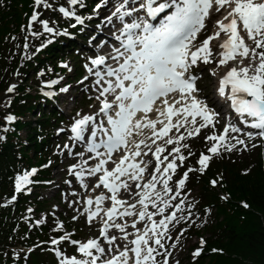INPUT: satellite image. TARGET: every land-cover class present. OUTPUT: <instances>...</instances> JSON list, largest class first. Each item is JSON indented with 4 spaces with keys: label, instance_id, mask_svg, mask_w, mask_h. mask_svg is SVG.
<instances>
[{
    "label": "snow or ice",
    "instance_id": "6c2138e0",
    "mask_svg": "<svg viewBox=\"0 0 264 264\" xmlns=\"http://www.w3.org/2000/svg\"><path fill=\"white\" fill-rule=\"evenodd\" d=\"M69 5H77L78 0H67ZM135 3L136 0H123L122 3H118L115 7V11L106 19L111 23L112 18L116 17L123 27L119 30L120 36H116L117 40H120L121 47L124 49L122 52L120 47H115L114 51L116 55L110 58L117 62V67H112L106 63V57L97 55L95 58H90V64L92 67H85L88 72L96 77L95 84L99 87L96 89L98 95L97 100H100V108L94 115H85L80 119L74 121L70 131L73 133L71 139L83 140L86 127L91 129V136L88 139L86 151L95 153L97 157L107 155L109 159L112 153L121 146L127 145V137L132 134L134 129L141 128L140 121H136L133 125V118L137 112H144L147 114L152 111V105L161 97H165L163 100L164 110L160 113L166 115L168 123L164 121H158L163 124V127L158 131L155 129L157 121H148L143 127H152L153 135L158 138L166 136L172 128H175L179 132L180 128L185 127L186 123H189L188 117H191L190 123L193 126V130L188 131V136L199 135L202 128L209 125L214 126L215 118L219 113L211 110L202 100L197 99L193 93L199 91L196 87L197 77L194 75L185 74L189 69L197 65L198 61L203 64H209L212 62L210 59L213 57L214 50L210 47V42L217 39L221 33L227 35V40L219 45L223 49V52L219 53L222 57L218 66L226 65L228 61L235 60L239 56L240 63L236 67L230 68L223 78L220 80L218 93L220 96L225 97L227 101H230L231 109L240 117V123L247 128L259 130L258 135L264 138V51L257 52V49H264V0H165L163 3H157V0H145V3L140 5V8L146 9L147 15L155 19L158 14L165 12L166 9H171V14L167 15L164 21L159 26H153L147 21L141 19V22H137L133 19L132 23H126L125 17L131 16L133 12L139 11L137 8H130L124 10L129 3ZM107 3V0H105ZM36 6L43 5L45 8L52 7L47 3V0H34ZM213 4L216 5V11L221 9L230 8L224 16V20L229 22L225 24L223 21H216V26L219 31L214 35H210L203 40L199 47L195 50H191L190 46L193 41L196 40L197 33L205 28V20L210 17V9ZM153 5H156L155 7ZM100 4L96 5L99 9ZM64 17H72L73 12L66 10L64 7L58 9ZM39 14L33 12L29 19V28L33 22L38 21ZM231 18V19H229ZM44 32L53 33L54 29L49 27L48 21L40 20ZM76 23L82 24L83 20L76 17ZM242 26L243 30L247 32V37L255 43V48H249L245 43L243 37L239 32V27ZM140 29V32L135 30ZM64 34V33H57ZM32 35L39 36L41 33H32ZM125 36L126 39L121 40L120 37ZM27 47V44L25 45ZM39 51V49H37ZM251 57L253 61L259 59V63L249 64L248 66L241 67L244 59ZM123 58V62L120 59ZM88 77H85L87 79ZM127 82V83H126ZM52 83H58L53 81ZM106 85V86H105ZM50 86V85H49ZM230 86L229 94H225L226 87ZM15 85L9 87L8 91H13ZM61 91H67V89H61ZM179 93L178 97H172L171 102L167 99L169 94ZM45 95H51L45 93ZM113 95L114 99L109 101L108 96ZM104 97V99H100ZM127 102V103H126ZM180 105V107H177ZM118 109V110H117ZM115 111V118L111 114ZM106 118V124L104 119H100L97 122V118ZM79 116L80 114L77 113ZM180 117L175 123L172 122V117ZM197 117H199L202 123L197 126ZM14 117L8 116L6 120L11 122ZM6 130V129H5ZM242 129L235 124L229 122L224 126L223 132L219 135H210L206 137V140L214 141L213 145L208 149L213 155L218 154L220 146L231 151L235 145L230 144L229 133H239ZM245 135L249 139L253 137L252 132H247ZM99 137V142H94ZM106 138V139H105ZM2 139V137H0ZM185 139L184 135L167 139L166 143L176 144L177 147L173 148L169 155L173 153L177 154L171 161L167 163L163 169L160 164L163 163L159 153H163L165 149L163 147H157L153 155L157 161V167L155 173H160L162 176L167 175L169 170L174 174L176 172L177 164L176 160L180 161L182 166L186 157L180 153V142ZM235 139L238 144H243L244 141L237 137H231ZM155 143V140H153ZM140 144H144V141H140L136 144L137 151L131 154V158L125 155L113 170L104 169L103 175L99 176L97 183L94 187H100L108 189L112 195L111 200L113 205H120L123 201L117 199L116 193L121 187H127L126 184H117L116 181L121 176L128 175L130 179L135 181L138 174H142L145 168L140 167L137 163H125L130 159H134L141 155L139 151ZM149 147L148 145H145ZM188 147L187 145H182ZM65 148L68 145L64 146ZM255 147V145H253ZM103 149L104 151H100ZM78 155L83 156V153ZM147 155V153H144ZM192 155V153H189ZM211 157L201 153L198 160L200 165L199 169L189 168L183 175V177L177 182L179 188H183L188 176V172L201 171L203 172L208 167V162ZM163 160H168V156H164ZM107 160L101 159L99 164L94 168H89V175H95L100 172L103 166L107 163ZM87 163V161H84ZM74 167V166H73ZM69 171H72L70 168ZM36 170L26 172L21 176H18L15 181V191L20 192L22 188L27 185L29 177L35 175ZM83 177V171L77 173V178ZM157 177L153 174L152 180L156 181ZM172 179L171 175H167V178L163 180V191L169 193L172 190L169 188V180ZM215 186L216 181H211ZM140 187V185H137ZM144 192L141 195L139 203L143 206L144 210L138 213L139 220L152 221V217L155 214H163L166 208L173 207V205L164 202V207H159L158 204L153 201L152 207L157 209V213L147 212L148 205L145 203L146 199H151L150 190H155L156 183L149 182L143 185ZM157 198L162 200L159 192L155 193ZM176 195H179L177 192ZM176 195H173L171 199L175 200ZM15 199V197H13ZM104 200L103 196H98L96 199L97 208ZM93 201L89 199L88 205H92ZM130 207H135L131 205ZM179 209V205H175ZM247 207V205H245ZM116 212L115 206L110 208L106 212L108 220H112L113 215ZM98 212H93L89 215V221L93 219ZM121 216L134 215L127 210L120 213ZM175 218V213L166 216L164 219L152 221L151 227L146 225V231L136 236V239L130 241L134 247L128 248L125 246V250L121 251L118 256L106 262V264H129L131 259L128 253L134 254L133 264H157L155 255H160L156 248L152 247V243L163 248L161 238L164 237L165 231H167V222H171ZM75 219V217H74ZM115 228L123 232L125 226L120 224H114ZM132 227H136V222H133ZM163 228L165 231H159V228ZM108 228L107 222H105L104 228L101 229V234L104 235ZM56 231V229H53ZM151 233V237L149 236ZM155 237V239H152ZM68 236H61L59 239L53 238L52 244H59L61 241L67 240ZM108 240L112 243L114 240ZM124 239H127L125 235ZM151 241V243H150ZM73 245H78L77 252L85 258H77L76 256L66 257L62 259L60 264H97L99 256L94 255L93 250L101 255L105 254V249L95 239L87 241V243H80L78 241H70ZM203 240L201 244H203ZM110 251V249H109ZM59 257L61 253L57 251ZM170 255V253H169ZM194 256L200 255V250L193 253ZM90 259H86L89 258ZM165 264L167 261L165 260Z\"/></svg>",
    "mask_w": 264,
    "mask_h": 264
},
{
    "label": "trees",
    "instance_id": "16d2710c",
    "mask_svg": "<svg viewBox=\"0 0 264 264\" xmlns=\"http://www.w3.org/2000/svg\"><path fill=\"white\" fill-rule=\"evenodd\" d=\"M20 1L24 2L22 11L28 12L30 0H0V264H56L48 249L62 250L65 245L62 242L51 245V241L64 235L65 231L61 232L63 227L69 229L73 225L67 222L68 217H60L64 223L54 231L50 225L40 222L38 213L44 211L46 203L35 195L27 194L24 188L16 192L15 181L30 166L47 160L52 132L64 117L54 108L41 104L40 95L18 97L15 94L22 92L20 87L12 93H7V90L13 80L21 86L19 77L22 79L28 71H45L50 75L46 72L48 62L63 56L69 60L79 56L85 47L79 49V43L75 44L68 38L78 35L81 39L84 32L80 34V26L74 25L73 19L62 16L58 11L60 7L65 8L67 0H50L52 7L44 9L47 16L43 20L52 22L54 32H44L49 42L42 44L40 37L31 38L37 26L29 28L27 19L20 17ZM97 1L78 0L77 5L69 6L77 14L87 15ZM91 20L89 17L86 24ZM62 30L71 36L57 34ZM65 41L67 48L62 47ZM79 42L87 44V39ZM40 43L41 48L35 52V46ZM31 48L35 52L32 57ZM58 72L59 69H55V73ZM26 115L28 120L21 121L20 118L25 119ZM8 116L14 119L8 122ZM24 129L26 136L21 138L18 132ZM261 145L262 153L257 151L247 157L220 151L211 156L215 157L203 172H188L186 186L197 192L192 211L202 218L212 212L214 221L203 227L201 232L204 234L187 231L190 236L199 235L204 243L200 246L199 256L186 257L183 263L264 264V141ZM199 154L195 152L187 157L189 163L181 173L189 168H200L196 163ZM47 168L36 172L31 187L50 180L51 169ZM214 180L215 186L211 183ZM46 216L49 218L48 213Z\"/></svg>",
    "mask_w": 264,
    "mask_h": 264
},
{
    "label": "rangeland",
    "instance_id": "374dc122",
    "mask_svg": "<svg viewBox=\"0 0 264 264\" xmlns=\"http://www.w3.org/2000/svg\"><path fill=\"white\" fill-rule=\"evenodd\" d=\"M30 1V5H27L28 12L22 11L21 5L24 2H19L18 7L20 17H24L25 19H27L29 24V19L32 16L33 12L35 11L39 14L38 21L32 23V25L37 26L36 31H32V33H41V35L36 36L32 35L31 33V38L35 39L40 37L39 41H43L42 44H46L49 42V39L46 38V36L43 34L44 30L39 21L43 20L47 16V12L44 11L45 7L43 5L36 6L34 4V0ZM49 1L50 0H47V3H49ZM141 1L143 2L144 0ZM122 2L123 0H107V3H105V0H101L100 2H98L101 7L99 9L95 7V9L90 11L87 15L77 14L73 10V7L67 4L65 6V9L74 13V15L72 16L74 22H76V17H79L83 20V23L77 26H80V34L84 32L81 39L85 38L88 39V41L87 45L86 42H79L81 39L78 38V35L75 37L69 35L71 37L68 39L72 40V42L75 44L79 43V49H82L84 47L85 48L79 52V56L76 55L77 57L71 60H69L66 56H63V58H60L53 62H48L46 64L48 68L46 72H50V75L44 73L45 71L43 72L38 70V73L28 71L24 73L22 79L19 77V80H21V86H19L17 80H13L9 85V87L15 85L13 91L17 87H20L22 89V92L20 94H15L18 97L22 95H40L42 98L41 104H44L46 108H54L56 112L64 116V120L59 123L52 132V136L50 139V153L47 160H45L49 163L44 161L40 164L30 166V168L35 169L37 172L41 169H46V166L49 165L48 168L51 169V173L49 175L50 180L44 182V184H41L40 186L31 187L30 184H32L33 182L32 179L37 174L35 172V175L29 177L30 182L23 188L27 194L29 193L31 195H35L37 199H39V201H44V203H46L44 211L38 213L40 222L48 224L53 229L57 230L56 226L58 227L59 224L63 225L64 223V221L61 220L60 217H68L69 220L67 222H70L71 225H73V228L68 229L63 227L61 229V232L65 231L64 234L68 236V240L72 239L70 237V234H72L73 238H75L73 239L74 241H78L80 243H87V241L91 239L97 240L100 246L106 250L105 254H103L102 256L100 253H96L93 250L94 255L99 256V264H104L105 259L111 255H114L115 252H112L111 250L109 251L110 248L107 245L103 244V241L100 238V227L98 225H95L94 222L89 221V215L84 213L85 201L92 193L97 191V187H94L96 178L89 175L88 169L91 168L92 161L88 160V155H85L82 144L79 142L77 143L75 139H71L73 135L70 129L75 120L80 119L85 115H94L99 111L100 100L96 99L97 95L99 94L96 89L99 86L95 84L92 74L88 72V69L85 66L88 65V67H92V65L90 64V58H93L99 50H103L105 48L101 47V43L103 42V40H108V42L112 43L111 45L114 46V41H110L109 39L120 36V32L117 31L123 27V24L116 17L112 18L111 23H109L106 18L110 16L113 11H115V7L117 6V4ZM140 5V3H132L131 6H127L124 10L136 7L138 8L140 7ZM230 10V8H224L217 12L216 5L214 4L210 14L213 12L214 13L209 18V20L206 21L205 28L203 29L206 37L214 35V33L217 31L216 21H223L225 23L226 20L224 21V16H226L227 12ZM72 17L68 18L72 19ZM89 17L92 20L90 22H87L86 25H83L84 23H86L85 21ZM131 18L132 16H126L124 18L125 22L130 23L127 20ZM43 21H48L49 27H51L52 22H50V20ZM241 32L246 36L244 37L242 35L241 37H243L248 47L250 49L255 48V43L252 40L248 39L245 31L242 30ZM58 33H64L60 35L65 36L67 32L65 30H62L58 31ZM121 38L122 37H120V39ZM202 42L203 41L197 42V47H199ZM192 45V48L195 50V44ZM41 46V43L37 44V46H35V52H37V49L41 48ZM67 46V41L63 42L62 47L67 48ZM218 46L219 44L217 39H214L210 42V47L214 50L213 57L210 58L212 62L206 65L201 62L197 65V70L194 71V73L198 76L197 89L199 90L195 92V94H197L199 99L202 100L211 110H214L217 113L220 110L218 108L219 106L222 107L223 110L227 109L225 106H222L220 104L219 98L217 99V95H215L217 78L223 77L230 68L236 67L237 64L240 63L241 59L238 56L235 60L228 61L226 65L218 66V62L221 59ZM260 51H264V49H257V52ZM35 52H33L31 48L30 56L32 57ZM258 63L259 59L253 61L251 57H249L248 59H244L240 66H248L249 64H253V66H255V64ZM55 69H59L58 74L55 73ZM79 74H81V79L76 82L75 79ZM85 77L88 78L85 79ZM53 81H58V83H52ZM61 89H67V91H61ZM13 91L9 92L7 90V93H12ZM45 93H50L51 95H45ZM103 98L104 97H101L100 99L102 100ZM214 98L216 100V104ZM20 101L22 100L20 99ZM77 113H79L80 115L78 116ZM27 115L25 119L21 117L20 120H28ZM229 119H231V115H228V113H224L214 122V126L209 125L208 127L202 128L199 135H194L192 137L188 136V131L193 130V126L191 123H188L185 125V127L179 130V132L175 130L171 133V136L165 137L157 147H163L165 149L164 155L168 156L167 161H171L177 154L173 153L172 155H169V153L178 145H169L166 143V141L169 138L174 139L179 135H184L185 139L180 142L179 146L180 153L183 154L186 159L187 157H191L192 155H194L195 152H200L198 157H200L201 152L211 157L212 153L209 152L208 149L215 142L206 140V137L214 134L219 135L220 133H222L224 126L228 124V122L226 121ZM240 119L241 118L233 120L232 123L239 127L238 123ZM197 126H199V124H197ZM87 128L88 127H86L85 130H91ZM250 130L257 131L253 134V137L251 139L245 137L244 135H240V132L229 133L228 142L235 145V147L232 148L231 151H228L225 147L220 146L218 153L220 151H222V153H233L234 155H239V157L255 155L257 151L262 153L263 150H260V148L264 140L262 141L263 138L258 135L259 130ZM25 132V129L19 130V136L21 138H25ZM233 136L237 137L240 140H243L244 143L238 145L235 139H231V137ZM65 145H68V147L65 148ZM182 145H187L188 147H183ZM253 145H255V147H253ZM205 150L206 152H204ZM79 153H83V156L78 155ZM189 153H192V155H189ZM30 156L33 157V153H30ZM198 157L196 160L197 162ZM214 157L215 156L211 157L209 162H211ZM84 161H87V163H84ZM167 161H164V164ZM188 163L189 161L187 160L181 166L180 161L177 159L176 172L174 174L170 172L169 174L172 176V179L169 180L168 183V186L172 190L171 193H164V191H162V200L159 203H157V198L151 199V202L155 201L159 207H164V202L173 205V207L166 208L167 213L164 214L163 217L160 215L156 218L157 222L161 219H164L166 216L175 213V218L171 222H166L168 224L167 231L161 230V228L159 229V231H165L164 237L162 238L161 242L164 247H158L157 251L161 254H155V259L158 260L161 257H165L162 261L163 264H165V260H168V264H185L183 262L186 257H192L193 253L198 249L197 247L200 245V236L195 234H191L190 236L189 232L187 231L196 233L199 232V234H204L203 232H201L203 227L206 224L214 221V213L212 212H209L210 215L206 218H202L197 212H191L194 202L193 198L196 194L195 189L193 191L188 190V185H184L183 188H179L177 186V182L184 175V172H180L182 168H184ZM70 168L72 169V171H69ZM81 171H83V177L78 179L77 173H80ZM160 176L161 174L158 173L157 178ZM177 192L179 193V195H176ZM173 195H176L175 200L171 199ZM175 205H179V209L174 207ZM141 206V204L137 205L135 207V211H140ZM150 206L151 209L148 210L147 208L146 211L157 213V209L153 208L152 205ZM47 213L49 214V218L46 216ZM155 215H153V217ZM135 217H137V214L135 215ZM77 248V245L68 243L62 251L56 248H51L49 249V251L51 256L57 260L56 264H60L61 260L65 259L66 257L76 256L77 258H79ZM24 251L27 252L28 250ZM57 251L61 253L59 257L56 254ZM86 259H90V257Z\"/></svg>",
    "mask_w": 264,
    "mask_h": 264
},
{
    "label": "bare ground",
    "instance_id": "6f19581e",
    "mask_svg": "<svg viewBox=\"0 0 264 264\" xmlns=\"http://www.w3.org/2000/svg\"><path fill=\"white\" fill-rule=\"evenodd\" d=\"M216 28H217V26H216ZM218 31H219V29H218ZM125 37V36H124ZM110 41H112L113 40V38L112 39H109ZM108 44V40H105L104 41V43H103V46H105V45H107ZM112 55H116V52L115 51H113L112 52ZM97 56V55H96ZM220 84V83H219ZM216 93V92H215ZM214 101H215V104H216V100H215V98H214ZM221 111H219V115L217 116V119L219 118V117H221L224 113H225V111L223 110V108L222 107H218ZM142 122H144L143 124H146V122H147V120H143V121H141L140 123H142ZM143 124H141L142 125V130L140 131V132H138V133H142V132H144L148 127H143ZM142 135V134H141ZM143 192H144V190H143ZM143 194V193H142ZM141 198V197H140ZM142 210H144V209H142Z\"/></svg>",
    "mask_w": 264,
    "mask_h": 264
}]
</instances>
